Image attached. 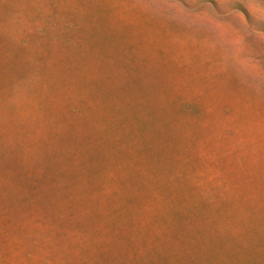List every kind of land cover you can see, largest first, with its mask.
Listing matches in <instances>:
<instances>
[{
  "label": "rangeland",
  "instance_id": "obj_1",
  "mask_svg": "<svg viewBox=\"0 0 264 264\" xmlns=\"http://www.w3.org/2000/svg\"><path fill=\"white\" fill-rule=\"evenodd\" d=\"M0 264H264V0H0Z\"/></svg>",
  "mask_w": 264,
  "mask_h": 264
}]
</instances>
